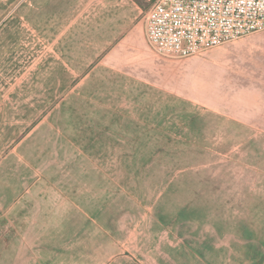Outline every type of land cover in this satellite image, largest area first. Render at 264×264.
I'll list each match as a JSON object with an SVG mask.
<instances>
[{
	"label": "rangeland",
	"instance_id": "374dc122",
	"mask_svg": "<svg viewBox=\"0 0 264 264\" xmlns=\"http://www.w3.org/2000/svg\"><path fill=\"white\" fill-rule=\"evenodd\" d=\"M43 1L0 0V264H41V209L73 204L94 211L93 242L108 238L110 253L122 264H166V225L180 203L183 173L213 178V169H189L212 163L213 155L183 154V60L148 46L151 2L141 0L127 10L125 34L107 36L111 43L100 64L89 65L97 50H86L99 43H78L75 31L69 66L59 67L52 40L53 19L61 11L41 8ZM48 53L52 60L43 63ZM173 178L172 202L166 190ZM211 188L200 218L213 247L205 260L258 264L241 234L217 229ZM59 194L62 201H54ZM190 219L197 228L194 215ZM253 238L257 243L264 234Z\"/></svg>",
	"mask_w": 264,
	"mask_h": 264
},
{
	"label": "crops",
	"instance_id": "0c3cea01",
	"mask_svg": "<svg viewBox=\"0 0 264 264\" xmlns=\"http://www.w3.org/2000/svg\"><path fill=\"white\" fill-rule=\"evenodd\" d=\"M133 3V0L41 2V8L61 11L53 19L57 32L52 40L54 63L69 66L72 53L68 43L72 47L76 31L77 40H81L78 43L92 44L90 40L94 39L99 43L86 50L90 53L93 48L97 50V61L88 64H100L111 43L107 40L110 32L116 37L125 34L127 10ZM256 33L181 59L183 154H191L192 159L202 153L213 155L212 163L189 166V169H213V178H186L183 173L180 203L175 207L172 204L166 225V264H213L214 259L205 260L206 251L213 247L205 240L200 220L209 206L205 198L207 186L212 187L217 229L224 226L225 233L241 234L254 259L251 261L264 264L261 246L264 240L257 239L256 243L253 238L250 242L252 235L264 234V33ZM247 42H251L249 50H242ZM87 52L80 58L88 56ZM49 57L52 60L51 54H45L43 63ZM174 180L172 189L168 186L166 190L172 202ZM44 184L41 174V187ZM54 201L61 202V194L54 195ZM95 215L93 210L78 209L75 204L41 209V264H122L120 258L110 253L108 238L93 242L95 228L89 219ZM192 215L199 224L197 228L189 226ZM89 232L92 241L78 242ZM195 233L199 235L194 237Z\"/></svg>",
	"mask_w": 264,
	"mask_h": 264
},
{
	"label": "built area",
	"instance_id": "2783aa9c",
	"mask_svg": "<svg viewBox=\"0 0 264 264\" xmlns=\"http://www.w3.org/2000/svg\"><path fill=\"white\" fill-rule=\"evenodd\" d=\"M148 46L182 59L264 31V0H149Z\"/></svg>",
	"mask_w": 264,
	"mask_h": 264
},
{
	"label": "trees",
	"instance_id": "16d2710c",
	"mask_svg": "<svg viewBox=\"0 0 264 264\" xmlns=\"http://www.w3.org/2000/svg\"><path fill=\"white\" fill-rule=\"evenodd\" d=\"M134 2H136L137 4H139V5H142V3H141V0H133ZM151 5V4H150ZM149 8H150V6H149Z\"/></svg>",
	"mask_w": 264,
	"mask_h": 264
}]
</instances>
